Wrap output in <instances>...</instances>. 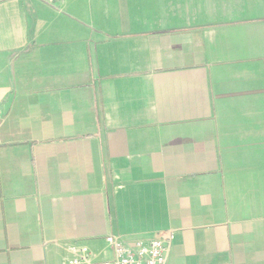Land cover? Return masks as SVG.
<instances>
[{"label":"crops","instance_id":"1","mask_svg":"<svg viewBox=\"0 0 264 264\" xmlns=\"http://www.w3.org/2000/svg\"><path fill=\"white\" fill-rule=\"evenodd\" d=\"M146 1L0 0V264H264V0Z\"/></svg>","mask_w":264,"mask_h":264},{"label":"built area","instance_id":"2","mask_svg":"<svg viewBox=\"0 0 264 264\" xmlns=\"http://www.w3.org/2000/svg\"><path fill=\"white\" fill-rule=\"evenodd\" d=\"M172 240L171 232L133 242L110 236L106 239L113 251L110 259L97 261L87 248L70 247L68 251L72 255H66L62 264H168Z\"/></svg>","mask_w":264,"mask_h":264},{"label":"rangeland","instance_id":"3","mask_svg":"<svg viewBox=\"0 0 264 264\" xmlns=\"http://www.w3.org/2000/svg\"><path fill=\"white\" fill-rule=\"evenodd\" d=\"M165 3L163 2V0H147L146 3H144V7H148L149 10H151L152 12H157L160 13V9L162 6L164 7H168V6H173L170 2L171 0H164ZM167 2H169L170 4H168Z\"/></svg>","mask_w":264,"mask_h":264}]
</instances>
